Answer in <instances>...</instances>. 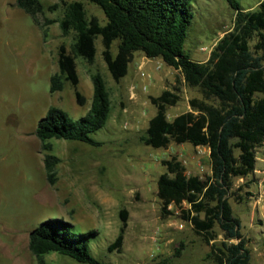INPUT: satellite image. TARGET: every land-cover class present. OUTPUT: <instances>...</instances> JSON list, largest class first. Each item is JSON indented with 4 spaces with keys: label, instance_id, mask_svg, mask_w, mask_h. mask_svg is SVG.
Wrapping results in <instances>:
<instances>
[{
    "label": "rangeland",
    "instance_id": "obj_1",
    "mask_svg": "<svg viewBox=\"0 0 264 264\" xmlns=\"http://www.w3.org/2000/svg\"><path fill=\"white\" fill-rule=\"evenodd\" d=\"M82 1L87 15H96L101 23L106 21L98 4ZM41 2L43 11L38 13V18L42 20V27L16 0H0V264H91L56 250L45 252L43 260H37L28 245L29 231L50 217L70 221L75 232L95 229L88 235L89 247L101 260L113 264L149 261L159 253L157 242L150 239L142 244L131 242V249L123 245L120 249H108L121 224L122 207L127 211L126 217H151L153 226L160 228L159 241L166 239L169 229L165 227L166 220L181 219L182 228L177 233L170 231L174 239L165 245L166 254L172 264L194 260L195 256L189 253L197 254L199 248L203 251L208 244L182 218V207L187 204H171L168 207L172 212L162 214L156 193V178L166 169L161 159L174 154L190 160L191 144L171 140L167 146L156 147L144 143L140 135L156 110L149 94H158L165 87L179 88L180 99L167 108V116L171 118L189 108L188 98L200 96V91L186 85L180 71L160 56H144L137 49L133 51L126 74L121 77L133 81L130 82L133 91L127 97L129 91L123 79L115 80L102 58L100 34L94 39L93 62H87L81 55L75 56L77 88L85 101L76 100L74 87L68 80L61 89L50 91V76L58 70V45L63 42L69 49L73 31L64 35L59 28L57 18L63 12L62 0ZM239 2L242 8L249 9L257 0ZM53 3L58 5L49 8ZM191 9L194 16L183 48L193 59L205 60L219 37L232 28L235 10L227 0H192ZM117 42L116 38L111 44L113 52ZM95 71L104 78L111 98L107 121L90 133L99 143L52 136L46 139L50 147L44 148L35 133L38 119L50 105L64 109L73 118L85 114L93 99L90 74ZM137 109L140 114L136 113ZM47 152L59 157L52 181L44 165ZM197 152L205 153L203 149ZM202 161L201 164L205 163ZM256 164L260 167L264 163L257 158ZM233 182L232 189L242 198L252 193L239 189L238 186L245 185L243 180L234 177ZM230 202L234 214L240 217L242 233L250 232L254 239L260 238L258 227L249 224V201L240 202L231 196ZM247 239L248 246L253 244L250 237ZM205 260L206 264H214L210 258ZM254 261L255 255L251 264Z\"/></svg>",
    "mask_w": 264,
    "mask_h": 264
},
{
    "label": "trees",
    "instance_id": "obj_2",
    "mask_svg": "<svg viewBox=\"0 0 264 264\" xmlns=\"http://www.w3.org/2000/svg\"><path fill=\"white\" fill-rule=\"evenodd\" d=\"M103 10L106 21L87 15L82 0H62L63 12L57 18L61 32L73 31L69 49L58 45V70L50 76V91L63 87L68 80L74 87L76 100L85 101L77 88L79 76L75 56L93 62L95 37L100 34L101 55L115 80L127 72L134 50L146 56H160L180 71L182 81L200 91L188 98L189 108L169 118L167 108L180 99L178 87L163 88L149 94L155 112L148 119L140 139L152 146H167L173 140L209 147L210 171L187 173L182 159L176 155L162 158L166 169L156 178V193L162 214L172 212L168 205L182 207V218L192 230L209 244L207 257L216 264H251L250 249L240 229V219L233 212L230 197L242 195L232 189L233 179L252 172L255 147L264 139V0L253 8H242L239 0H227L235 10L232 28L225 31L211 48L205 60H195L184 50L183 43L194 13L192 0H91ZM16 4L32 14L42 27L38 13L41 0H16ZM58 3L49 5L54 8ZM50 20V19H46ZM52 20V19H51ZM118 39L116 52L111 49ZM93 99L89 109L79 118L64 109L50 105L37 121L35 133L42 146L49 148V137L76 138L99 143L90 133L103 126L111 110V98L99 71L90 74ZM54 154L44 155L46 175L54 180ZM121 224L108 249H120L127 224V211L119 210ZM72 230V223L61 217L40 221L29 231L28 245L38 261L45 252L56 250L78 261L91 264H113L91 253L90 233ZM220 234V235H219Z\"/></svg>",
    "mask_w": 264,
    "mask_h": 264
},
{
    "label": "crops",
    "instance_id": "obj_3",
    "mask_svg": "<svg viewBox=\"0 0 264 264\" xmlns=\"http://www.w3.org/2000/svg\"><path fill=\"white\" fill-rule=\"evenodd\" d=\"M204 47H206V46L205 45L202 46V48H204ZM143 54H144V52H143ZM144 56H146V55L144 54ZM139 65H141V64H139ZM121 79H123L122 80L123 84L126 86V88L129 91L127 97H130V93L133 91L130 89V87H132L130 82H133V81H131L132 79L131 80L130 79H124V78H121ZM188 105H189V103H188ZM136 113L140 114L138 109H137ZM177 113H179V112H176L175 114H177ZM190 147H191V151H192V153H191L192 159L189 160L186 157L182 158L183 162L185 164V167H186V172L187 173H196V174H203V172L204 173L209 172L210 171L209 147L207 145H193V144H191ZM198 149H203L205 153L199 154L197 152ZM257 149H259L258 154H257ZM257 158H259L264 163V140L255 147V167H254L253 171L248 173L247 175L236 176V177L239 180H243L245 182V185L242 187L238 186V183H237V186L239 187V189L244 188L243 190H245V193L249 190L252 191V193L248 192V198H245V196H244L240 200V202L243 200L249 201V203H250V205H248L250 208L249 209V215H248L249 224L253 227H258L259 233L261 234V236H259L260 238L255 237V239H254L253 238L254 236L252 235V233H250V232H245V233L249 235V236L248 235H246V236L250 237V240L253 243L248 247L250 249L251 258L253 255H255L254 264H264V164H262L263 166H260V167L257 166V164H256ZM201 161L205 162V163L201 164ZM247 180L249 182H246ZM169 206H170V204H169ZM239 219H240V217H239ZM184 220H186V219H184ZM186 221H188V220H186ZM183 224L184 223L181 221V219L180 220H178V219H172V220L167 219L165 222V227H167L171 230L168 229L166 231L165 234H167V236H166V239L164 241H159L160 238L157 235L159 227H158V225L153 226L154 223H153V221H151V217H127V224H126V228H125V233H124L122 245L126 249H128V247L131 249V242H133V241L137 242L138 244L139 243L142 244V242H144L145 239L153 240V241L157 242V244L159 246V253L153 255L149 261H146V260L141 261V264H172L171 261L169 260L170 256L166 254L165 245L174 239V237L170 231L177 233L182 228ZM189 224H190V222H189ZM251 235H252V237H251ZM198 236L202 239V237L200 235H198ZM247 237H246V239H247ZM247 241H248V239L246 240V243H247ZM208 250H209V244H208V247H204L203 251L199 248V252L197 254H196V252H193V253L190 252L189 253V254H193L192 256H195L197 258L194 257V260H192L190 262L189 261H184V262L181 261V262H179V264H206L205 259L210 258V257L206 256V253ZM176 251L178 252L179 249L176 248ZM176 253H175V255H176ZM159 256H161V257L159 258L160 260L158 261L157 258ZM210 259L214 262V264H216L212 258H210Z\"/></svg>",
    "mask_w": 264,
    "mask_h": 264
},
{
    "label": "built area",
    "instance_id": "obj_4",
    "mask_svg": "<svg viewBox=\"0 0 264 264\" xmlns=\"http://www.w3.org/2000/svg\"><path fill=\"white\" fill-rule=\"evenodd\" d=\"M205 48V47H204ZM141 73H143V72H141ZM143 88H145V84L143 85ZM172 203H170V205H171ZM169 206V205H168Z\"/></svg>",
    "mask_w": 264,
    "mask_h": 264
}]
</instances>
